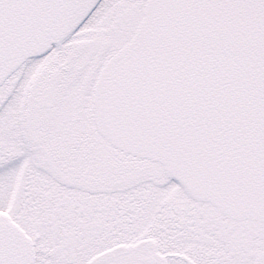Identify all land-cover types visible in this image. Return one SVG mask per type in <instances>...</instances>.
Here are the masks:
<instances>
[{"label":"snow or ice","instance_id":"1","mask_svg":"<svg viewBox=\"0 0 264 264\" xmlns=\"http://www.w3.org/2000/svg\"><path fill=\"white\" fill-rule=\"evenodd\" d=\"M0 264H264V0H0Z\"/></svg>","mask_w":264,"mask_h":264}]
</instances>
